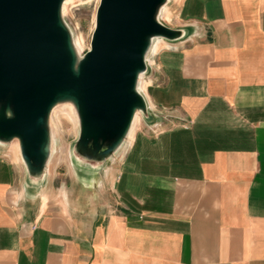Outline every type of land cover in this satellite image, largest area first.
Masks as SVG:
<instances>
[{
    "label": "crops",
    "instance_id": "obj_1",
    "mask_svg": "<svg viewBox=\"0 0 264 264\" xmlns=\"http://www.w3.org/2000/svg\"><path fill=\"white\" fill-rule=\"evenodd\" d=\"M187 11L190 45L147 58V114L91 185L0 157V264H264V0Z\"/></svg>",
    "mask_w": 264,
    "mask_h": 264
},
{
    "label": "water",
    "instance_id": "obj_2",
    "mask_svg": "<svg viewBox=\"0 0 264 264\" xmlns=\"http://www.w3.org/2000/svg\"><path fill=\"white\" fill-rule=\"evenodd\" d=\"M63 1L0 0V145L16 140L37 180L52 152L54 106L76 110V158L103 164L124 144L135 113L147 114L138 81L153 40L182 36L157 19L167 0H99L89 49L77 56Z\"/></svg>",
    "mask_w": 264,
    "mask_h": 264
},
{
    "label": "rangeland",
    "instance_id": "obj_3",
    "mask_svg": "<svg viewBox=\"0 0 264 264\" xmlns=\"http://www.w3.org/2000/svg\"><path fill=\"white\" fill-rule=\"evenodd\" d=\"M84 2V3H83ZM76 4V3H74ZM70 5L67 8L65 14L62 15V20L66 27L68 28L72 40L75 38L80 39L82 45L79 56H83L85 52L89 49L90 38L94 29L96 10L99 4V0H81L77 2V5ZM189 0H167L165 6L169 12V19H166L163 15L158 13L157 19L162 24L173 27L180 28L185 24L192 22V17L187 11ZM165 18V19H164ZM161 39V38H160ZM82 40V42H81ZM155 39L152 42L154 43ZM163 42L158 50L151 53V48L147 54L148 60L152 62L155 59L156 53L167 52V53H177L184 52L188 48L186 41L180 39L175 41H168L161 39ZM162 46V47H161ZM155 66V64H153ZM143 83L141 80L138 81V89L143 90ZM66 104V103H63ZM60 105V104H59ZM58 110L53 116V125L57 130L54 131L55 138L52 140V152L50 154L47 163V173L48 179L52 180L56 192H63V189L59 190V186L64 187L65 184L68 187H76L81 185H91L94 180L92 171L94 169H88L91 162L84 161L81 163L75 156V148L79 135V124H75L72 119L67 117L65 112ZM155 114L161 113L160 110L154 109ZM139 119L134 124V129L132 135L139 128L141 113H138ZM67 117V118H66ZM67 120V121H66ZM73 121V122H72ZM72 122V124H71ZM50 129V125H49ZM151 134H156L158 132V126L156 123L148 125L146 128ZM17 144L16 140L9 142L8 144H1L0 146V157L1 160L6 161L12 165L20 163L13 159L12 150ZM12 146V147H11ZM124 144L122 145V147ZM11 147V148H10ZM4 152V153H3ZM119 152V151H118ZM70 154V156H69ZM83 165L84 167H81ZM77 183V184H76ZM96 187V185L94 186ZM99 189V188H98ZM80 190V187L78 188ZM101 193V192H100Z\"/></svg>",
    "mask_w": 264,
    "mask_h": 264
},
{
    "label": "bare ground",
    "instance_id": "obj_4",
    "mask_svg": "<svg viewBox=\"0 0 264 264\" xmlns=\"http://www.w3.org/2000/svg\"><path fill=\"white\" fill-rule=\"evenodd\" d=\"M81 0H64L62 2V5H61V15L65 14L66 11H67V8L68 6L70 5H77V2H80ZM84 3V2H83ZM69 9V8H68ZM159 12L161 15H163L166 19H169V12L167 10V7L165 5H162L161 8L159 9ZM164 18V19H165ZM82 42V40H81ZM163 42L161 41L160 38H155V41L153 43V45H151V53H154L158 50L159 46L162 44ZM72 44H73V48L76 52V55L78 56L80 54V51H81V48H82V45L80 43V39L79 37L78 38H75L74 40H72ZM162 47V46H161ZM58 110H61L63 112H65V114L67 115V117H69L70 119H72L74 121L75 124L78 123V116H77V113H76V110L74 108V106L71 104V103H66V104H60V105H56L52 108L51 112H50V116H49V125H50V132H49V135H50V140L52 141L54 138H55V135H54V131L56 132V135H57V130L54 128V125H53V116L54 114L58 111ZM61 112V113H63ZM138 111L135 113L133 119H132V122H131V125H130V128L126 134V137L124 139V145L128 143L129 139L131 138L132 136V133H133V129H134V124L135 122L139 119V115H138ZM57 114H55L56 116ZM66 117V118H67ZM67 121V120H66ZM72 121V122H73ZM71 122V124H72ZM127 146H129L127 144ZM12 147V146H11ZM10 147V148H11ZM123 148V147H122ZM127 149V148H125ZM12 155H13V159L16 161H19L20 159V155H19V146H18V143L15 145V147L13 148L12 150ZM4 153V152H3ZM70 156V154H69ZM16 161V162H17ZM47 168V167H46ZM48 169H46L47 171ZM43 197V200L45 199L44 196ZM44 202V201H43ZM45 203V202H44ZM43 203V204H44Z\"/></svg>",
    "mask_w": 264,
    "mask_h": 264
}]
</instances>
